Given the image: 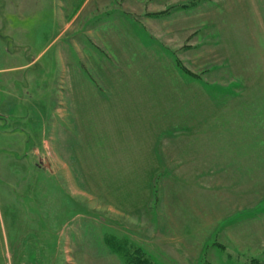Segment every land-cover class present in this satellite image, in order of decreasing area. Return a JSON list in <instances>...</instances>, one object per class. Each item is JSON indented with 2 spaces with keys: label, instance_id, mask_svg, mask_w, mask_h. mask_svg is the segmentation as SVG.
Returning <instances> with one entry per match:
<instances>
[{
  "label": "crops",
  "instance_id": "1",
  "mask_svg": "<svg viewBox=\"0 0 264 264\" xmlns=\"http://www.w3.org/2000/svg\"><path fill=\"white\" fill-rule=\"evenodd\" d=\"M53 1L82 3L80 7L68 10L62 8L64 10L58 15V21L57 13L54 15V25L57 28L60 23L61 29L53 39L68 35V44L58 49L56 57L47 63V69V66L39 65V62L45 56L44 51L48 45L39 53L28 56L26 48L29 43L21 46L17 43V47H20L18 50L23 48L27 60L18 66L4 69L10 73V70L18 68V72L24 73L23 77L19 74V80L25 88L21 97L24 102L28 103L34 98L32 88L28 86L30 83L39 88L40 84L46 85L47 88L43 90H46L48 96L44 94V97L49 99L51 108V99L58 102L50 113L48 135L45 134L42 142L35 147V153L41 160L47 161L50 174L58 180L61 189L52 190L50 215L44 216L48 223L36 225L40 235L33 242V255L27 252L24 241L19 243L22 251L20 255H24V264H67L70 258L74 264H122L104 243L100 244L97 238L90 240L87 235L90 225L102 223L107 226L104 207H98L93 214L91 207L84 205L88 209L76 210L75 215L74 207L83 205L84 201L88 202L89 192L74 187L73 172L61 171L62 160L55 154V147L65 148L73 132L82 138L79 142L88 143L91 133L95 132L94 135H99L98 145H108L115 149L112 155L106 154L99 158L98 163L111 160L116 163L145 164L138 171L116 170V177L158 178L165 174L168 176L167 172L171 168L180 170L178 166L169 167L166 164H176V157L185 154L188 145L183 141L181 146L185 148L180 149V146L165 139V132L169 130L155 127V113L161 119L167 116L162 112L166 110L167 94L156 100V93H163L169 86V62L173 65L172 61H175L173 66L176 70L179 58L198 63V58L206 59L204 53L209 50L205 42L199 43L200 37L197 36L192 42V50L186 52L187 48H182V53L173 52L175 58L170 59L169 54L165 56V50L171 51L169 43L173 42L172 39L181 45L192 34L205 32L206 36L220 34L218 45L221 50L217 53L218 58H211L208 65L201 69V72H205L203 75H182L184 80L181 83L185 87L181 91L183 103L178 110L176 126L180 133L183 132L181 136L186 131H193V170L190 172L195 171L197 176L211 180L229 179L235 172L248 171L250 165L255 166L260 162L264 164V120L255 124L247 121L249 92L235 91L242 84L246 87L249 84L252 88L258 78L264 77V0H205L217 5L202 7L200 4L189 11L180 7L167 10L188 0H123L135 10L143 7H139L142 3L156 4V9L151 7L154 13L142 17H146L144 21H139L135 11L92 10L101 4L120 3L121 0ZM25 22L23 16V36L30 33ZM143 31L152 37L151 44L148 39L137 37ZM155 34L162 35V38ZM235 42L243 48V54H240V50L236 51ZM30 43L33 44L32 38ZM256 51H259L257 57ZM222 64L225 70L221 69ZM155 68L161 69L158 71ZM27 70L34 71L29 81ZM186 76L193 90L186 85ZM152 82L155 86L151 85ZM11 88L9 86L8 90L13 93ZM63 98L65 102L58 101ZM61 108L65 109L64 116L60 115ZM65 127L67 142L63 144L57 133ZM43 130L44 133L48 130L46 123ZM39 147L50 148L49 156L42 157L36 151ZM252 152L253 155L257 153L253 158ZM52 153L56 156H52ZM154 163H162V168L151 169L150 165ZM79 173L85 177L84 171ZM57 183L54 182L55 185ZM109 208L119 220L128 218L120 204ZM40 209L47 210L45 207ZM30 254L34 261L30 260Z\"/></svg>",
  "mask_w": 264,
  "mask_h": 264
},
{
  "label": "rangeland",
  "instance_id": "2",
  "mask_svg": "<svg viewBox=\"0 0 264 264\" xmlns=\"http://www.w3.org/2000/svg\"><path fill=\"white\" fill-rule=\"evenodd\" d=\"M200 4L202 7L217 5L205 0H188L182 4H175L167 10L180 7L189 11ZM81 5V2L65 4L53 0L43 2L0 0V264H24L22 258L24 255H20L22 252L20 241H24L27 252L33 255L34 251L31 250L34 247L33 242L40 235L36 225L48 223L44 216L50 215L52 190L61 189L58 180L53 179L50 174L47 161L41 160L35 153V147L42 142L45 134L48 135L50 113L58 102L51 99V108L49 99L44 97V94L48 96L46 90H43L47 88L46 85L40 84L39 88L31 83L28 86L32 88L31 94L34 98L28 103L24 102L21 97L25 93V88L19 80V74L23 77L24 73L18 72V68L10 70V73L4 69L18 66L27 60L24 58L23 48L18 50L20 47H17V43L20 46L29 43L26 48L28 56L39 53L48 45L39 65L44 64L49 69L47 63L56 57L62 45L68 44V35L53 39L61 29L60 23L57 28L54 25L56 23L54 15L57 13L58 21V15L62 10ZM105 5L101 4L92 10L101 12L120 9L127 13L135 11L139 21H144L154 13L151 7L156 4H139V7L142 5L144 7H140L139 10L128 7L129 4L123 0L120 3L107 4L106 9L103 7ZM23 16L27 30L30 32L25 36L22 35L21 29ZM143 16L146 17L142 18ZM145 27L148 29L147 26ZM32 33L33 35H30ZM145 33L144 31L141 35L136 33L135 36L143 40L148 39V43L151 44L152 37ZM205 34V32L192 34L181 45L172 39L173 42L169 43L171 51L165 50V56L169 54L170 59L175 58L174 53H182L184 51L182 48L186 47V52L192 50V42L197 36L200 37L199 43L205 42L209 50L204 53L207 55L206 59L200 57L196 60L198 63L189 62L187 59L185 62L179 58L185 69L178 66L179 68L175 70L173 66L175 61H172L173 65L169 62V75L171 74L169 86L163 93H156L158 95L156 100L166 97L164 94H167L166 110H162L167 116L161 119V116L158 117L155 113V127L169 130L165 132L167 135L165 139L180 146V149L185 148L181 146L183 141L188 145L186 155L182 153L176 157V164L165 163L169 167L178 166L180 170L171 168L167 172L168 176L165 174L158 178L116 177V170L138 171L145 164L116 163L111 160L98 163L103 155H112L114 148L98 145L99 135H94L95 132L91 133L94 137L91 135V140L84 144L79 142L82 138H78L77 132H73L71 139L68 137L71 140L69 144L67 143L65 148L55 147V154L59 160H62L61 171H71L75 175L74 187L89 192L90 202L84 201V204L77 208L74 205L75 215L76 210H87L86 206L91 207L93 214L98 207H104V213L107 214L106 227L102 223L89 226L87 235L90 240L97 238L100 244L106 245L107 236L112 235L126 241L130 247H139L141 253L153 264H161V262L163 264H264V164L260 162L255 166L250 165L248 171L238 174L235 172V175L229 179L201 178L195 171L190 172L193 170L191 162L193 131H186V134L181 136L183 132L180 133L176 128L178 110L183 103L181 91L185 87H182L181 80H184L182 75H203L205 72H201V69L208 65L211 58H218L217 53L219 54L221 50V46L219 48L218 45L220 34L214 36ZM156 36L162 38V35ZM30 38L33 44L30 43ZM165 42L168 43L166 38ZM234 48L236 51L240 50V54L244 53L243 48L236 42ZM257 55L259 51L255 52L256 57ZM161 57L163 58L162 54ZM225 68L222 64L221 69L225 70ZM155 69L159 71L161 68ZM33 73V70H27V81ZM185 79L186 85L193 90L187 76ZM151 85L153 86L154 83L152 82ZM9 86L12 87L13 93L8 90ZM235 91L247 94L249 92L247 121L254 124L262 122L264 77L258 78L252 88L249 84L247 87L242 84L235 88ZM58 101L65 102L64 98ZM60 115H65L64 108H61ZM44 123L48 129L46 133L43 130ZM64 129L66 127L57 134L63 140V144H66L67 133ZM36 151L42 157L44 155L48 157L50 148L39 147ZM55 154L51 155L55 157ZM251 155L253 158L257 153L253 155L252 152ZM162 165V163H154L150 167L158 170ZM81 171L85 172L84 178L79 173ZM65 187L68 188V185L65 184ZM114 204L123 206L122 211L128 217L126 220H119V217L113 216V210L109 207L113 208ZM40 207H45L47 210L42 211ZM89 215L93 218L91 214ZM106 247L111 250L108 244ZM111 252L122 264L125 263L119 255L112 250ZM32 257L30 254V260L34 261ZM67 264H74V260L70 258Z\"/></svg>",
  "mask_w": 264,
  "mask_h": 264
},
{
  "label": "trees",
  "instance_id": "3",
  "mask_svg": "<svg viewBox=\"0 0 264 264\" xmlns=\"http://www.w3.org/2000/svg\"><path fill=\"white\" fill-rule=\"evenodd\" d=\"M177 65L185 69L180 60H177ZM106 243L114 253L124 260V264H153L152 261L141 253L139 247H130V244L127 245L126 241L119 240L109 235L107 236Z\"/></svg>",
  "mask_w": 264,
  "mask_h": 264
}]
</instances>
